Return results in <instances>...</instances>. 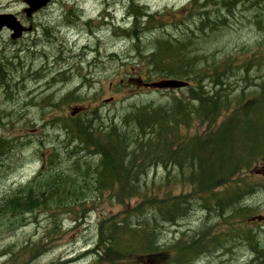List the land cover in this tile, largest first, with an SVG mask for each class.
Wrapping results in <instances>:
<instances>
[{
	"label": "trees",
	"instance_id": "16d2710c",
	"mask_svg": "<svg viewBox=\"0 0 264 264\" xmlns=\"http://www.w3.org/2000/svg\"><path fill=\"white\" fill-rule=\"evenodd\" d=\"M240 1L244 0L214 3L232 14ZM132 7L133 13L128 15L136 25L119 29V36L134 43L155 27L151 25L155 20L150 15L142 22V8ZM205 13H198L199 28L214 23L216 29L225 19L210 21ZM258 22L254 23L261 27ZM183 37L158 34L149 41L146 53L134 48L154 77L142 82L144 85L168 77L184 78L188 94L173 96L165 104L135 106L117 118H104L98 110L56 117L54 126L63 139L48 151L39 148L42 161L37 172L0 198V231L11 230L25 216L50 206L80 213L89 193L116 190L141 197L140 201L122 215L102 219L94 248L67 262L87 256L92 259L88 264H194L214 251L230 254L239 247L247 253L240 264H264V215L243 203L258 186L244 182L243 176L254 165L264 163V63H253L259 73L257 81L244 76V85L235 86L228 79L234 74L231 63L218 71L224 61L209 62L205 52L187 51L192 39ZM11 65L8 59L5 65L0 63V86L5 91L16 83V75H8L14 70ZM66 95L58 102L78 98L74 91ZM195 120L207 124L200 136L188 133ZM12 148V141L0 137V162ZM160 166L175 168L197 194L142 195L148 171ZM178 180L174 175V182ZM196 211L204 213L197 228L161 240L164 226L176 225ZM250 219L258 221L257 225L247 226L244 221ZM211 220L221 221L225 227L216 229ZM13 247L1 254H10Z\"/></svg>",
	"mask_w": 264,
	"mask_h": 264
},
{
	"label": "rangeland",
	"instance_id": "374dc122",
	"mask_svg": "<svg viewBox=\"0 0 264 264\" xmlns=\"http://www.w3.org/2000/svg\"><path fill=\"white\" fill-rule=\"evenodd\" d=\"M7 1L10 0H0V11H10ZM18 1L15 0L13 7L20 13L24 26L27 27L32 20L35 29L25 32L13 46L3 43L9 38L6 33L0 37V51L5 54L4 65L8 59L12 62L10 68L14 69L8 75L17 74L16 83L10 89L5 91L0 86V137L12 141L13 147L0 162V198L26 183L37 172L42 161L39 148L48 151L58 140L63 139L60 129L54 126L56 117L70 116L73 110L74 115H86L98 110L104 118H117L135 106L165 104L173 96L184 97L188 94L189 84L167 89L145 86L142 82L154 80V77L148 72L145 59L139 57L134 48L139 47L142 53L149 51V41L153 36L161 35L160 24L162 26L165 21H171L174 11L181 10L178 19L187 22L182 24V29H187H183L180 38L183 40V36H191L192 42L187 51L205 52L209 62L212 59L224 61L217 68L218 71L227 69L226 64L231 63L234 74L228 79L235 86L244 85V76L246 80L253 76V80L257 81L259 73L253 63H264V0L240 1L232 14L214 3V0H132L133 6L146 5L144 10L154 15L160 8H166L165 12L154 17L156 19H150L155 20L151 23L155 27L143 32L134 43L120 37L119 28L101 22H110L105 9H115L114 17L119 21L131 0H82L80 5L87 11L82 19L96 18L86 25L87 28L99 27L95 35L90 36L85 31L81 35L75 34L74 29H65V24L61 25V33L53 30L55 22L52 14L58 13V10L53 12L45 7L28 19L22 11L24 1ZM200 11L206 12L204 16L207 15L210 21H214L215 17L225 19L216 29L214 23L199 28ZM127 19L132 21L131 18ZM257 20L261 27L254 23ZM182 29L178 30V37ZM80 51H87L86 59L81 63L77 56ZM93 51H98L99 57L94 58ZM92 60L97 64L91 63ZM243 64L248 65L246 70ZM208 82L205 80L206 84ZM69 91H74L78 98L58 102ZM56 102L57 105H54ZM206 126L205 122L195 120L188 133L200 136ZM174 175L179 179L176 182ZM243 178L244 182L258 183L243 203L255 209V213L264 215V163L254 165ZM141 192L142 195L156 194L160 198H168L182 194L194 195L198 191L183 181L175 168L168 170L160 166L148 171ZM140 198L123 195L116 190L92 192L80 213H69L53 206L47 210H36L25 216L21 225L16 224L11 230L3 228L0 231V264H88L92 259L87 256L72 262L67 260L94 248L102 219L126 213ZM203 218L204 213L196 211L189 218L179 220L176 225L164 226L161 240L169 241L179 233L194 230ZM211 222L216 229L225 227L221 221ZM244 223L254 227L258 221L250 219ZM11 245H14L12 252L2 255L1 251ZM222 253V250L214 251L202 257L203 262L199 260L194 264H240L244 263L247 255L239 247L230 254Z\"/></svg>",
	"mask_w": 264,
	"mask_h": 264
},
{
	"label": "flooded vegetation",
	"instance_id": "af4514ba",
	"mask_svg": "<svg viewBox=\"0 0 264 264\" xmlns=\"http://www.w3.org/2000/svg\"><path fill=\"white\" fill-rule=\"evenodd\" d=\"M23 0H19L18 3L22 2ZM82 0H50L49 3L47 4V8H50L51 11L54 12V10H58V13H53L52 14V18H53V21L55 22V26L53 28V30L55 29L57 31V33H61V25H64L65 24V29L69 30V28L71 29H74L75 30V34H78V35H81L85 32L91 35H95V31L98 30L99 27H94V28H87V24H90L92 23L96 18L94 17H87V19H82L84 16H85V12L87 13V11L85 10L84 7H81L80 5V2ZM63 2H70V3H73L72 5H63L62 3ZM131 2H133L132 0L130 1L129 5L125 8V15L119 19V21H117L114 17V10L115 9H112L111 11H105L106 12V16L110 18V22L108 21H101L102 23L104 24H108V25H113L115 28H119V29H127V28H131V27H135L136 25V22L133 20V18H131L128 13L129 12H132V9H133V5L131 4ZM9 5V8L10 11H0V14L2 13H12L15 15V17L17 18V20L22 24L23 22L21 21V18H20V13L17 12V10L13 7L14 4H15V0H10V1H7V3ZM5 4V7L7 8V5ZM137 6H140L141 8H143V12H144V15L142 17H140V20L143 22L145 20L148 19V17L150 15H152V17L154 18L156 15L160 14L161 12H165L166 11V8L164 7L163 8H160L159 10L156 11V15L152 14V13H148L146 10H144L146 7V5H138ZM43 7V8H45ZM43 8H40L39 10H37L36 12H33L30 16H27L28 19H31L33 16L36 15V13H38L41 9ZM23 13L25 14V11H24V8H23ZM181 11V10H180ZM180 11H174L172 13V16H173V21H165L162 26L160 24V32H161V35L162 37H171V38H176V34L178 33V30L182 29V24H185L187 22H182L181 18L178 19L180 16H181V12ZM102 12V11H101ZM99 14V13H98ZM99 16H101V14H99ZM54 18L56 19V21L54 20ZM127 18H131L132 21H128ZM61 19V20H59ZM156 19V18H154ZM84 20V21H83ZM78 22H80V26H78ZM102 25V24H101ZM129 26V27H128ZM107 27V26H106ZM27 30L24 31L21 36L25 33V32H29V31H33L35 28L32 24V20H30L28 22V26L26 27ZM113 28V27H112ZM183 29H187V27L183 28ZM183 29L181 31V33L179 34V37L177 36V38H179V40H181V35L183 33ZM114 31V28L112 29ZM191 30H192V34H193V28L191 27ZM3 33H6L9 38L7 40H5L3 43L5 44H9L11 46H13L14 44H16V42L18 41V39L21 37H17V38H11L10 37V33L11 31L6 28V27H3L1 30H0V37L2 36ZM160 35V36H161ZM90 36V35H89ZM87 51H80L77 56H79V59H80V63L82 60L86 59V53ZM95 52V56L94 58L96 57H99V54H98V51H93ZM16 56H18V54L16 53ZM76 56V55H75ZM3 58H5V54H4V51H0V63L3 61ZM91 63H94V64H97L95 62H93V60L91 61ZM22 63H20L17 67L19 68L21 66ZM86 64L87 65H90V62L86 61ZM17 75V74H16ZM16 78V77H15Z\"/></svg>",
	"mask_w": 264,
	"mask_h": 264
},
{
	"label": "water",
	"instance_id": "95a60500",
	"mask_svg": "<svg viewBox=\"0 0 264 264\" xmlns=\"http://www.w3.org/2000/svg\"><path fill=\"white\" fill-rule=\"evenodd\" d=\"M50 0H24L26 6L24 8L25 15L30 16L33 12H36L42 7H45ZM6 27L11 33V38L19 37L25 28L14 16L12 13H2L0 14V30ZM188 84L187 81L176 79V78H167L158 80L151 83H145V86H150L159 89H167V88H180L185 87ZM75 112L73 110L72 114Z\"/></svg>",
	"mask_w": 264,
	"mask_h": 264
}]
</instances>
